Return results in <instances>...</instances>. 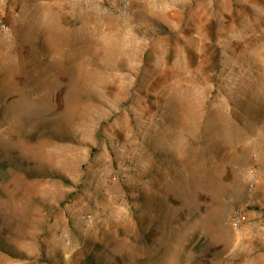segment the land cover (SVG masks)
Returning <instances> with one entry per match:
<instances>
[{
  "label": "rangeland",
  "instance_id": "374dc122",
  "mask_svg": "<svg viewBox=\"0 0 264 264\" xmlns=\"http://www.w3.org/2000/svg\"><path fill=\"white\" fill-rule=\"evenodd\" d=\"M0 6V264H264V0Z\"/></svg>",
  "mask_w": 264,
  "mask_h": 264
},
{
  "label": "built area",
  "instance_id": "2783aa9c",
  "mask_svg": "<svg viewBox=\"0 0 264 264\" xmlns=\"http://www.w3.org/2000/svg\"><path fill=\"white\" fill-rule=\"evenodd\" d=\"M0 13H3V9H2V7L0 6ZM6 27V25L5 24H3V28H5Z\"/></svg>",
  "mask_w": 264,
  "mask_h": 264
}]
</instances>
